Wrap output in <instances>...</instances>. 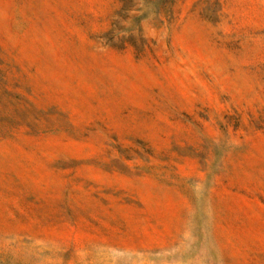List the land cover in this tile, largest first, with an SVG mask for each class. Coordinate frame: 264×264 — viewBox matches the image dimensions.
Masks as SVG:
<instances>
[{"label":"rangeland","instance_id":"rangeland-1","mask_svg":"<svg viewBox=\"0 0 264 264\" xmlns=\"http://www.w3.org/2000/svg\"><path fill=\"white\" fill-rule=\"evenodd\" d=\"M0 264H264V0H0Z\"/></svg>","mask_w":264,"mask_h":264}]
</instances>
